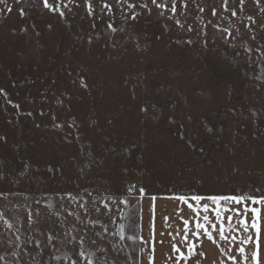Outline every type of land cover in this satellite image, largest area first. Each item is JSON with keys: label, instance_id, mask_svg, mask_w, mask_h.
<instances>
[{"label": "rangeland", "instance_id": "obj_1", "mask_svg": "<svg viewBox=\"0 0 264 264\" xmlns=\"http://www.w3.org/2000/svg\"><path fill=\"white\" fill-rule=\"evenodd\" d=\"M49 3H0V264H135L144 196L264 198V0Z\"/></svg>", "mask_w": 264, "mask_h": 264}, {"label": "crops", "instance_id": "obj_2", "mask_svg": "<svg viewBox=\"0 0 264 264\" xmlns=\"http://www.w3.org/2000/svg\"><path fill=\"white\" fill-rule=\"evenodd\" d=\"M152 197H156L155 201ZM181 196H144L140 203L139 209V229L137 232V246L135 255V264H152L151 258L154 257V264H176V253L172 250V245L176 244L181 251L187 254L188 244H195V251L197 255L191 257L187 261H179V264H232L230 257H235L237 264H244V260L240 255L239 249L243 247L246 253L249 254L248 264H253L251 260V252L254 250L252 243H241L246 241L247 237L252 236L255 239V229L250 227L252 214L249 211L246 215L243 213V208L246 206L251 209L252 207H261V236H260V258L261 264H264V206L254 205L251 201H245V204L236 205L230 201H221L222 208H228L232 211L224 212L223 223L225 228V236L227 240H220L218 236L220 221L216 220L215 209L216 205L212 203L208 197H203L199 203L196 204L191 196L185 197L194 206L200 208V214L197 216L185 203L174 199ZM212 197V196H209ZM153 205L155 206V213H153ZM207 205L209 212L207 215L211 223L217 225L216 229L211 228V223L206 226L210 231H213V236L216 238L217 243L213 244L206 236L203 235L199 239L192 235L195 231L197 221L205 223L203 216L202 206ZM236 210H239L241 215L237 217ZM231 216V222L228 217ZM168 217L167 222L164 218ZM183 218V219H182ZM244 219L249 223V230L246 232L239 220ZM183 220H188L189 225L187 235L189 242L183 240L185 235V225ZM235 237V239H232ZM162 241V243H161ZM154 247V251H153ZM199 253H204L203 256Z\"/></svg>", "mask_w": 264, "mask_h": 264}, {"label": "snow or ice", "instance_id": "obj_3", "mask_svg": "<svg viewBox=\"0 0 264 264\" xmlns=\"http://www.w3.org/2000/svg\"><path fill=\"white\" fill-rule=\"evenodd\" d=\"M5 0H0V3H4ZM19 2V0H18ZM62 2V0H61ZM69 2H71V0H69ZM123 2V0H118V3ZM243 2V0H242ZM153 4H156L157 7L160 8H167L166 4H157V0H152ZM43 6L46 9H49L50 11H57V7H55L53 4L49 3V0H43ZM65 7H67V5H64ZM130 8L135 7V5L129 4L128 5ZM185 7H187V5H184ZM104 8L109 9L110 10V5H108L107 3H105L103 5ZM142 7H147V4L142 5ZM88 8H89V12L92 11V5L91 3L88 4ZM203 10V9H201ZM7 11L10 13L12 11L11 8H7ZM171 11L173 13H175L176 11V7L175 4H173ZM21 15H23V9L20 10ZM61 16L64 15V13L61 11L59 13ZM236 13H232V15H235ZM213 15H215V11H213ZM136 17L133 16L132 19H135ZM113 31H115V29H113ZM86 86V85H85ZM146 111V109H145ZM141 191H143L141 189ZM156 197H152V200L155 201ZM174 199H177L179 201H182L183 203H185L187 205V207L189 209H191L194 213L197 214V216H199L200 214V208L194 206L192 203H190L185 197H175ZM194 201H196V204L199 205L200 201L202 199H204L203 197L200 196H196L192 198ZM209 200L212 201V203L214 205H216L215 209H213V211L215 212V217L217 221H220V228H219V232H218V236L220 240H227L228 238L225 236V228H224V223H223V216L222 214L224 212H229L232 211L231 209L228 208H222L220 206V202L221 201H230L236 205H241V204H245V198L244 197H236V196H212V197H208ZM251 199V198H249ZM251 203L254 205H259V206H264V198L261 199H251ZM203 212L205 213V215L203 216V220L205 223H200L199 221H197L196 225H195V231L192 232V235L196 236L198 239L201 236V230L204 236L207 237V239L212 242L213 244L217 243L216 238H214L213 236V231H210L209 228L206 226L207 224L211 223L209 216L207 215V213L209 212V207L207 205H203L202 206ZM153 213H155V206L153 205ZM251 212L252 214V220H251V224L250 227L252 229H255V239L253 240L252 236L247 237L246 241H241V243H252L254 245V250L251 252V260L253 262V264H261V258H260V236H261V207H252L251 209H249L246 204L243 208V213L246 215L248 212ZM236 215L237 217H239L241 215L239 210H236ZM183 219V218H182ZM165 222H167L168 217L164 218ZM232 217L229 216L228 217V221L231 222ZM183 223L185 225L184 228V232L185 235L183 236V240L185 242H189V237L187 235V232L189 231L188 229V225H189V221L188 220H183ZM239 223L243 226L244 231H248L249 230V223L244 220L241 219L239 220ZM217 227V225L215 223H211V228L213 230H215ZM232 239H235V237H233ZM162 243V241H161ZM172 250L177 254L175 257V261L176 264H179V261L183 260V261H187L188 259H190L191 257L197 255L198 253L195 251V244L194 243H189L188 244V249H187V254H185V252L181 251V249L176 245L173 244L172 245ZM153 251H154V247H153ZM240 255L244 260V264H248L249 262V254L246 253L245 249L243 247H241L239 249ZM199 255L203 256L204 253H199ZM79 256L83 258V260L87 261V264H93L92 259L90 258V256H86L84 252H80ZM230 259L232 260V264H237L236 262V258L230 257ZM152 260V264H154V257L151 258ZM72 264H76V261H73Z\"/></svg>", "mask_w": 264, "mask_h": 264}]
</instances>
